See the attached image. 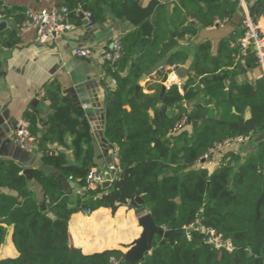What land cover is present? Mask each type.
Masks as SVG:
<instances>
[{
    "label": "trees",
    "instance_id": "1",
    "mask_svg": "<svg viewBox=\"0 0 264 264\" xmlns=\"http://www.w3.org/2000/svg\"><path fill=\"white\" fill-rule=\"evenodd\" d=\"M109 2L69 0L67 7L73 20L81 21L78 12L82 11L91 12L98 21L104 13L102 5ZM180 2L179 12L186 11L185 20L192 17L202 28L213 27L217 19L229 17L239 6V0ZM164 10L162 6L156 10L153 41L143 54L137 53L142 36L133 32L120 41L125 50L121 61L106 65L107 76L116 80L117 89L107 99L104 136L107 144L118 149L121 168L111 188L102 187L74 200L55 178L37 169L34 180L43 188L40 198L22 167L0 160V252L12 230L19 253L16 258L1 259L0 255V264H110L113 258L123 264L126 255L121 251L84 254L75 248L69 222L83 209L95 213L105 208L114 214L126 204L141 215L150 214L166 231L194 227L179 237L156 236L152 251L136 264H264V200L260 218L257 213L264 196V141L246 157L226 154L213 173L199 164L215 144L264 131V77L254 83H236L246 70L241 59L237 60L239 44L231 48L230 42L222 43L220 54L230 60L219 62L216 58L210 61L211 46L205 42L197 50L183 94L177 86L161 94L137 92L141 78L159 64L184 65L187 56L170 55V51L179 40L198 34L192 23L165 32L161 27ZM10 14L12 10L0 0V15ZM20 18L23 22L24 14ZM245 59L249 68L259 64L253 51ZM185 114L189 123L173 132ZM80 132L86 133V127ZM49 136L35 146L42 162L85 188L94 168L90 139L82 141L79 150L74 145L76 159L71 162L65 154H50ZM127 184L141 194L142 206L135 203L134 195L127 202ZM207 231L219 238V245ZM228 243L231 249L226 248Z\"/></svg>",
    "mask_w": 264,
    "mask_h": 264
},
{
    "label": "crops",
    "instance_id": "2",
    "mask_svg": "<svg viewBox=\"0 0 264 264\" xmlns=\"http://www.w3.org/2000/svg\"><path fill=\"white\" fill-rule=\"evenodd\" d=\"M68 1L2 0L4 7L12 10V14L8 17L2 15L3 22L9 24L0 31V114L8 110L11 121L0 126V160L17 164L23 168V172L25 163H31L35 171L43 163L42 154L37 147L28 157L25 154L17 160L13 157L16 147L11 141V132L19 120L27 117L32 123L37 146L49 133L46 146L50 154H65L71 162H75L74 145L79 150L82 141L90 139L94 147L93 169L107 171L112 147L107 144L104 136L106 105L108 97L117 89L107 80L111 78L116 86L117 82L113 77L107 76L106 65L97 57L87 58L91 62L77 57L75 52L78 48H90L100 53L135 32L142 36L141 40H149L143 51L139 48L141 40L139 41L137 53L141 55L153 41V18L157 8L162 6L165 10L161 16V27L165 32H172L176 27H185L189 23L198 28L197 36H186L170 51V55L180 52L187 56L186 63L179 66L188 67L189 76L190 67L201 44H210V61L216 58L219 62H227L230 58L221 56V44L230 42L229 46L233 48L232 45L239 43L247 15L264 19V0H239V6L233 14L217 19L216 22L221 23L209 28L200 27L192 17L185 20L186 11L183 9L182 13L179 12L181 0H111L102 5L104 13L100 20L94 19L90 25L80 16L81 21L70 18L72 30L59 35L46 45L39 44L36 31L24 27V21H20L21 15L28 9L67 7ZM80 12L82 11L78 15ZM172 37L175 38L176 35L173 34ZM240 63L246 70L237 76L236 83H254L264 77V65L258 64L257 67L249 68L247 62ZM161 66L168 67L170 64H159L152 69L154 72L150 77L145 80L142 77L139 81L138 85L145 94L163 93L164 81L167 80L169 72H159ZM160 73L162 78L159 79ZM181 81L184 83L186 80ZM186 106L189 107L188 104ZM84 126L86 133L80 132ZM263 141L264 131L247 138L241 145L225 148L221 154L199 164L213 173L223 164L226 154L235 152L246 157ZM36 158L40 159L39 163ZM114 183L115 181L111 182L109 188ZM31 184L42 198L43 188L35 180ZM125 189L129 193L127 202H132L130 195H134L133 200H136L138 193L134 192L132 185L127 184ZM2 191L9 193L7 189ZM83 193L84 187L75 182L72 193L65 194L72 195L76 200L78 197L82 198ZM142 216L136 209L130 208L129 204L121 206L114 214L105 208L90 217L81 213L75 214L69 222L71 244L84 254L118 250L126 255L142 234L143 230L139 226ZM12 235L11 230L1 249V259L19 256Z\"/></svg>",
    "mask_w": 264,
    "mask_h": 264
},
{
    "label": "built area",
    "instance_id": "3",
    "mask_svg": "<svg viewBox=\"0 0 264 264\" xmlns=\"http://www.w3.org/2000/svg\"><path fill=\"white\" fill-rule=\"evenodd\" d=\"M85 20L92 25L94 17L91 12H83ZM24 27L32 28L36 31L37 42L41 45H46L50 41L56 39L59 35L71 31L73 28L70 22V11L68 7H61L56 9H28L25 13ZM3 22V16L0 15V23ZM216 23L220 24V21ZM240 59L243 64L246 63L245 57L248 52L253 51L258 59V63L264 65V19H258L252 15H247L244 20V34L239 41ZM233 47L235 45H232ZM79 58H93L97 57L99 61L105 65L114 66L121 61L125 55V50L120 41L113 43L108 49L96 52L90 48H78L75 52ZM179 65L173 64L168 67L161 66L159 72H169L167 80L164 81V88L170 91L172 87L177 86L182 93L184 90V83L177 75ZM190 118L188 114L183 116V119L176 125L173 132H179L189 123ZM11 141L15 147L20 148L23 152L31 153L34 151L37 138L32 132V123L28 119L19 120L10 135ZM247 138L235 137L230 138L223 143L215 144L203 157V160H211L215 156L230 146L241 145ZM121 172L120 158L118 149L112 148L110 155V162L107 171L92 169L87 177V186L84 188L83 198L90 191H96L103 187L107 181V177H111V182L119 179ZM71 180V179H70ZM80 213L86 217L92 216L94 213L91 209H83ZM194 230V227L191 226ZM188 228V229H190ZM210 234L211 240L219 245V238L215 237L212 231H207ZM226 248L231 249L228 243ZM110 264H122L120 260L111 259Z\"/></svg>",
    "mask_w": 264,
    "mask_h": 264
},
{
    "label": "water",
    "instance_id": "4",
    "mask_svg": "<svg viewBox=\"0 0 264 264\" xmlns=\"http://www.w3.org/2000/svg\"><path fill=\"white\" fill-rule=\"evenodd\" d=\"M79 16L85 20V15L83 12L79 13ZM86 21V20H85ZM87 22V21H86ZM9 23L7 22H1L0 23V31L4 30L7 28ZM149 42L148 39H143L139 43V48L141 51L144 50L145 45ZM84 61L91 62V60L83 58ZM153 70H150L147 72L142 80H145L146 78L150 77L153 74ZM177 75L179 78L182 80H187L188 78V67L183 66L180 67L177 71ZM108 83L111 84L113 88H116V84L112 82L111 78H108L107 80ZM141 91L140 85L137 86V92ZM165 88L163 89V92H165ZM10 112L8 110L4 111L3 113L0 114V126H5L6 122L9 120L11 121L10 117ZM6 145V144H5ZM25 154L26 157L30 156L31 154L27 152H23L20 148L16 147L14 151V159H18L21 157V155ZM36 162L39 163L40 159L36 158ZM203 163L205 162L204 160L202 161ZM31 163L24 164V172L23 174L30 180L34 181V172L35 169L31 167ZM40 171L46 173L47 175H51L53 178H55L62 188V190L66 194H71L72 193V188L75 187V182L71 181L67 177H65L60 171H55L52 167L47 166L44 163H41L40 167L38 168ZM111 184V177H107V182L103 185L104 188H109ZM264 200V196L259 200L258 207H257V213H258V218H260V206ZM135 203L139 206H142L144 204V201L141 197V194L138 193ZM139 226L142 228V234L138 240H136L131 249L128 251L125 257V262L124 264H136L140 260H142L145 256V254L149 253L152 251L153 248V242L156 236L163 237L165 239L170 238L171 236L179 237L184 234H190L193 229H182V230H177V231H166L165 229L158 227L152 216L150 214H145L139 219ZM210 237V234L208 235Z\"/></svg>",
    "mask_w": 264,
    "mask_h": 264
},
{
    "label": "rangeland",
    "instance_id": "5",
    "mask_svg": "<svg viewBox=\"0 0 264 264\" xmlns=\"http://www.w3.org/2000/svg\"><path fill=\"white\" fill-rule=\"evenodd\" d=\"M124 264V263H123Z\"/></svg>",
    "mask_w": 264,
    "mask_h": 264
}]
</instances>
